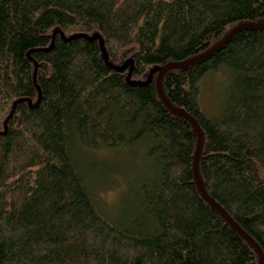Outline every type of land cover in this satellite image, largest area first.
I'll return each instance as SVG.
<instances>
[{"label":"trees","instance_id":"obj_1","mask_svg":"<svg viewBox=\"0 0 264 264\" xmlns=\"http://www.w3.org/2000/svg\"><path fill=\"white\" fill-rule=\"evenodd\" d=\"M242 24H264V0H0V264H259L199 192L197 134L164 105L158 73L130 83ZM219 71L208 115L200 83ZM161 90L200 128L202 186L264 264V29L168 70ZM86 152L123 163L109 216L78 164ZM127 152L138 166L123 178Z\"/></svg>","mask_w":264,"mask_h":264},{"label":"rangeland","instance_id":"obj_2","mask_svg":"<svg viewBox=\"0 0 264 264\" xmlns=\"http://www.w3.org/2000/svg\"><path fill=\"white\" fill-rule=\"evenodd\" d=\"M225 77V74L222 71H219L207 75L200 83L199 100L203 110L208 115H215L219 109V103L221 104L222 100V90ZM138 154H141V152L138 151ZM131 155L134 154H129L127 152L126 156L123 158L128 159L125 166L121 165V169L124 170L121 171L124 174L123 178H126V176L129 177V174L126 172L131 170H125L127 167H130V165L138 166V162L136 160L132 161L130 158ZM115 160H117L115 159V154L113 155L112 153H105L104 156H102L98 152H86L79 154L77 157L78 164L81 166V171L83 175L86 176L85 179L89 184L88 190L95 205L107 216H109L107 212L115 210L120 201L118 193L120 190L121 179H118L119 176L118 174H115L114 171L120 169L118 165L122 162L120 164H115ZM142 167H144L142 169L145 170V172L148 171V169L145 168V165H142ZM90 169L97 170L95 175L90 172ZM135 170L136 172H139L138 168ZM147 173H149V171ZM133 174H135V172Z\"/></svg>","mask_w":264,"mask_h":264},{"label":"water","instance_id":"obj_3","mask_svg":"<svg viewBox=\"0 0 264 264\" xmlns=\"http://www.w3.org/2000/svg\"><path fill=\"white\" fill-rule=\"evenodd\" d=\"M247 27H251V28H255V29H260V30H263L264 29V24H242V25H238L236 27H234L227 35L226 37H224L220 42H218L216 45H214L210 50H208L207 52H205L204 54L198 56V57H195V58H192V59H188L184 62H181V63H169L161 68H154L150 71L149 73V76H148V79L143 82V83H136V82H130L132 85L134 86H142V85H146L148 83L151 82L152 80V76L155 72L158 73L157 77H156V80H155V84H156V88H157V91H158V95L160 96L161 100L163 101L164 105L166 106V108L174 113V114H177L179 116H182L184 117L186 120H188L190 122V124L192 125L194 131L196 132L197 134V137H198V143H197V147H196V152H195V156H194V162H193V170H194V180H195V183L197 185V188L199 190V192L201 193L202 197L205 199V201L210 204L214 209H216L222 216L223 218L226 220V222L228 224H230V226H232V228L237 231L240 236L242 238H244L253 248L254 250L256 251L257 255H258V258H259V264H263V254L260 250V248L254 243V241L248 236L246 235L227 215L226 213L220 208V206L218 204H216L208 195L207 193L205 192L203 186H202V183H201V180L199 178V175H198V169H197V162H198V158H199V155H200V150H201V146H202V134H201V131H200V128L198 127L197 123L195 122V120L190 117L188 114H186L184 111L182 110H178V109H175L174 107H172L169 102L167 101V99L165 98L162 90H161V80H162V77L163 75L168 71V70H171V69H174V68H181V67H186L188 65H191L193 64L194 62L196 61H199L203 58H206L208 56H210L211 54H213L216 50L222 48L226 43H228L231 38L236 34L238 33L240 30L244 29V28H247ZM100 46H101V49H102V42L100 43ZM103 55H104V60L107 62V56L106 54L103 52ZM129 63L131 62H128V63H125V65L121 68H114L118 71H121V70H126L127 69V66L129 65ZM111 68H113L112 66H110ZM130 75H131V67L129 68V71H128V75H127V80H129L130 78Z\"/></svg>","mask_w":264,"mask_h":264}]
</instances>
